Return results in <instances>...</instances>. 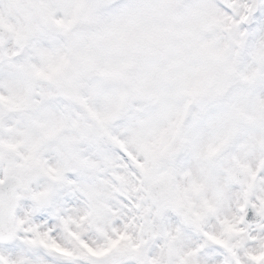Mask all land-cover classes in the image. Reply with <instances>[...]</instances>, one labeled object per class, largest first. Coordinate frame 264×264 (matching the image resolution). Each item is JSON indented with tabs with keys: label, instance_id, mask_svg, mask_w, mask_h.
Here are the masks:
<instances>
[{
	"label": "snow or ice",
	"instance_id": "snow-or-ice-1",
	"mask_svg": "<svg viewBox=\"0 0 264 264\" xmlns=\"http://www.w3.org/2000/svg\"><path fill=\"white\" fill-rule=\"evenodd\" d=\"M0 264H264V0H0Z\"/></svg>",
	"mask_w": 264,
	"mask_h": 264
}]
</instances>
